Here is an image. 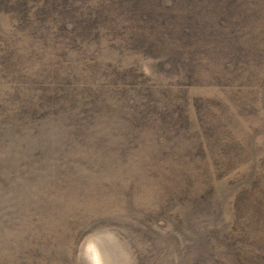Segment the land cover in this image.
I'll list each match as a JSON object with an SVG mask.
<instances>
[{
    "label": "rangeland",
    "instance_id": "rangeland-1",
    "mask_svg": "<svg viewBox=\"0 0 264 264\" xmlns=\"http://www.w3.org/2000/svg\"><path fill=\"white\" fill-rule=\"evenodd\" d=\"M0 264H264V0H0Z\"/></svg>",
    "mask_w": 264,
    "mask_h": 264
}]
</instances>
